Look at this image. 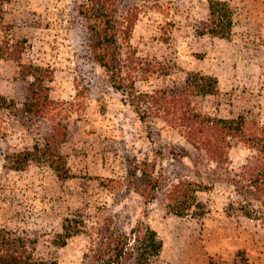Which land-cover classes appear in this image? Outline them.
I'll use <instances>...</instances> for the list:
<instances>
[{
    "label": "rangeland",
    "instance_id": "rangeland-1",
    "mask_svg": "<svg viewBox=\"0 0 264 264\" xmlns=\"http://www.w3.org/2000/svg\"><path fill=\"white\" fill-rule=\"evenodd\" d=\"M225 1L234 8L233 25L221 38L199 31L208 18L207 0H123L119 15L129 7L137 15L128 36L118 38L120 75L127 87L167 101L186 85L188 71L214 76L216 92L190 90L181 109L242 114L264 127V0ZM79 3L2 2L0 229L27 238L34 258L54 264H98L92 249L129 235L137 220L162 239L151 264H264V223L230 206L234 187L227 175L254 151L229 139L231 169L222 173L212 160L198 158L184 128L175 124L173 103L137 105L147 114L140 119L130 104L133 95L115 88L94 59ZM28 70L47 88L46 107L32 99L44 107L41 113L26 110L31 87L40 91L41 85ZM34 144L47 155H35ZM137 161L149 162L160 180L152 193L147 185L148 202L127 186V166ZM184 180L208 186L196 194L203 214L168 212L169 191ZM75 212L82 214L85 231L56 244L64 217H77Z\"/></svg>",
    "mask_w": 264,
    "mask_h": 264
},
{
    "label": "trees",
    "instance_id": "trees-1",
    "mask_svg": "<svg viewBox=\"0 0 264 264\" xmlns=\"http://www.w3.org/2000/svg\"><path fill=\"white\" fill-rule=\"evenodd\" d=\"M0 0V19L1 6ZM123 0H80L78 5L79 14L88 22L87 27L91 33V47L94 59L105 68L109 74L112 85L117 89H124L133 95L130 104L135 105V112L140 119L146 120V112L138 108L137 105L150 101L153 105L166 107L173 103V110L176 112V123L183 127L191 144L197 149L198 158L201 160H212L216 164V169L222 173L228 172L229 167L228 148L233 142L242 144L254 151L255 156L247 158V162L239 168L231 170L229 178L230 184L234 187V196L230 206L240 211L244 216L264 223V161L259 158L264 157V127L260 121L246 118L239 114L236 117L211 116L208 111L201 109L185 108L182 104H187V93L194 91L199 95H211L218 89L217 78L208 74H200L197 71H188L186 85L181 87L178 93L169 97V101L164 96L157 93H138L132 84L127 87L123 83L119 61L118 38L121 35L128 36L131 32L136 11L129 7L122 17L119 15V4ZM208 18L201 22L200 33H207L213 36L226 38L233 25L234 8L225 0H207ZM124 15V16H123ZM35 81L41 84L42 79L35 73L30 72ZM188 82V84H187ZM38 84V85H39ZM35 90L31 87V101L26 102V110L41 113V109L47 106L48 94L46 87L39 85ZM38 89V88H37ZM129 89V90H127ZM161 92V91H158ZM36 94V95H35ZM38 94V95H37ZM44 101V107H37L35 99ZM34 99V102H32ZM24 104V103H23ZM25 105V104H24ZM166 105V106H165ZM34 107V109H33ZM169 108V107H168ZM170 109V108H169ZM53 137V134L51 135ZM45 143L44 146H46ZM35 155L41 157L47 155L44 149L33 145ZM28 159H33V151L27 149ZM253 158V159H252ZM250 159L252 160L250 163ZM255 159V160H254ZM255 162L254 164H252ZM145 166H147L145 168ZM226 171V172H225ZM226 175V176H227ZM127 186L132 187L146 198L147 185L149 192L156 191L160 185L159 178L153 175L149 162H134L127 166ZM208 188L203 182L197 180H184L174 183L169 195L172 202L168 204V212L179 216L186 215L191 210L199 215L205 211V206L197 200V192ZM154 197L151 196L150 199ZM77 217L65 216L62 222L61 232L56 234L54 242L59 245L66 243L72 235L83 233L85 221L82 214L75 212ZM106 230H99L105 233ZM13 236L6 234L5 229H0V264H54L37 260L27 248L28 239L12 232ZM131 239L133 240L131 242ZM162 247V239L156 230L145 224L142 220H137L129 230V235L118 234L112 239L111 246L107 248L96 247L92 249L98 264H151L158 256Z\"/></svg>",
    "mask_w": 264,
    "mask_h": 264
}]
</instances>
